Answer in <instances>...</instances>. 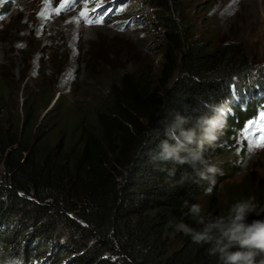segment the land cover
Listing matches in <instances>:
<instances>
[{
	"label": "trees",
	"instance_id": "trees-1",
	"mask_svg": "<svg viewBox=\"0 0 264 264\" xmlns=\"http://www.w3.org/2000/svg\"><path fill=\"white\" fill-rule=\"evenodd\" d=\"M141 7L149 10L164 41L155 81L115 72L110 97L87 116L59 108V98L45 99L48 88H37L35 97L27 82L16 121L6 85L0 83V110L8 118L0 120V259L217 264L209 245L193 243L174 224L202 227L185 202L199 204L206 219L221 215L226 206L218 192L212 187L206 194L207 181L180 184L182 174L192 172L189 165L154 162L151 155L165 138L163 122L171 113L195 118L208 111L206 105L225 101L220 135L234 142L264 113V76L258 75L264 65L241 46H216L198 37L177 0H142ZM222 147L216 156L223 154ZM212 149H205L206 158L214 155ZM202 197L205 203L198 201ZM247 197L255 199L257 211L264 210V187L240 188L228 201ZM246 220H264V213L252 212Z\"/></svg>",
	"mask_w": 264,
	"mask_h": 264
},
{
	"label": "rangeland",
	"instance_id": "rangeland-1",
	"mask_svg": "<svg viewBox=\"0 0 264 264\" xmlns=\"http://www.w3.org/2000/svg\"><path fill=\"white\" fill-rule=\"evenodd\" d=\"M177 1L198 37L216 46H241L249 58L264 65V0ZM141 4L142 0H0V83L6 85L12 119L21 120L27 82L35 97L38 89L48 88L45 99L59 98V108L87 116L110 97L115 72L148 75L155 81L164 41ZM85 10L87 16L82 17ZM92 16V21L103 17V22L89 23ZM0 120L8 121L2 109ZM261 140L260 116L234 142L219 136L208 159L223 170L213 186L222 201L240 188L253 192L264 187V147L254 143ZM220 147L223 154L218 157L215 150ZM198 201L205 203L207 198Z\"/></svg>",
	"mask_w": 264,
	"mask_h": 264
},
{
	"label": "clouds",
	"instance_id": "clouds-1",
	"mask_svg": "<svg viewBox=\"0 0 264 264\" xmlns=\"http://www.w3.org/2000/svg\"><path fill=\"white\" fill-rule=\"evenodd\" d=\"M228 106L227 101L206 105L208 111L195 118L182 115L179 111L171 113V119L163 122L165 138L151 155L152 161L189 165L192 172L183 173L179 183L207 181L209 187L205 192L210 194L216 177L223 175V170L206 158L205 149L217 143L226 125ZM223 204L226 211L206 219L199 204L188 206L185 202L188 214L202 227L193 229L184 222H177L175 230L190 236L195 244L209 245L208 252L217 258V264H264V258L257 260L258 256L264 257V220H253L251 223L246 220L250 213L259 215L264 210L257 211L258 205L253 197L235 202L224 200ZM0 264H23V261L20 257L4 255Z\"/></svg>",
	"mask_w": 264,
	"mask_h": 264
},
{
	"label": "snow or ice",
	"instance_id": "snow-or-ice-1",
	"mask_svg": "<svg viewBox=\"0 0 264 264\" xmlns=\"http://www.w3.org/2000/svg\"><path fill=\"white\" fill-rule=\"evenodd\" d=\"M99 6V5H98ZM61 7H63V5H61ZM56 11H57V13L60 11V8H57L56 9ZM40 15L41 16H44L45 15V13L44 12H41L40 13ZM80 15L82 16V17H85V16H87V11L85 10V11H82L81 13H80ZM89 23H92V22H95V23H102L103 22V17H99V18H97L95 21H92V20H89L88 21ZM23 45H18V47H22ZM260 118L262 119V120H264V113H261L260 114ZM255 143V146L256 147H264V140H261V141H256V142H254Z\"/></svg>",
	"mask_w": 264,
	"mask_h": 264
},
{
	"label": "water",
	"instance_id": "water-1",
	"mask_svg": "<svg viewBox=\"0 0 264 264\" xmlns=\"http://www.w3.org/2000/svg\"><path fill=\"white\" fill-rule=\"evenodd\" d=\"M53 104H54V103H52V105H51V106H53Z\"/></svg>",
	"mask_w": 264,
	"mask_h": 264
}]
</instances>
